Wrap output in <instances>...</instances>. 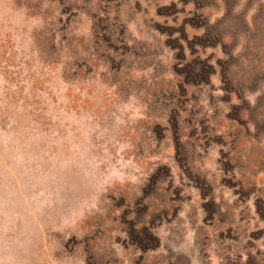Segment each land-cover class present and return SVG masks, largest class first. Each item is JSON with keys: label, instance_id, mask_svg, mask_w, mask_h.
<instances>
[{"label": "rangeland", "instance_id": "1", "mask_svg": "<svg viewBox=\"0 0 264 264\" xmlns=\"http://www.w3.org/2000/svg\"><path fill=\"white\" fill-rule=\"evenodd\" d=\"M0 264H264V0H0Z\"/></svg>", "mask_w": 264, "mask_h": 264}]
</instances>
